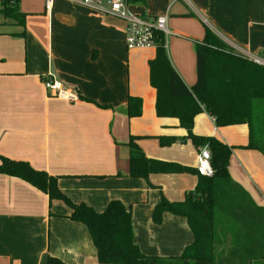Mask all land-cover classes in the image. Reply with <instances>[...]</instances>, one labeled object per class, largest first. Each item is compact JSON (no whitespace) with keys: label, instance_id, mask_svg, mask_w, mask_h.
I'll use <instances>...</instances> for the list:
<instances>
[{"label":"crops","instance_id":"crops-1","mask_svg":"<svg viewBox=\"0 0 264 264\" xmlns=\"http://www.w3.org/2000/svg\"><path fill=\"white\" fill-rule=\"evenodd\" d=\"M19 7L23 23L0 14V153L57 176L72 201L99 212L111 200H121L132 207L135 240L145 254H181L193 241L187 219L167 212L155 225L151 213L162 197L159 189L171 201L184 200L199 182L197 170L150 175L159 189L129 176L131 135L142 147L146 136L187 135L178 119L156 114L148 74L156 48L129 49L121 17L78 0H55L50 11L43 0H20ZM129 9L168 15L167 52L189 87L197 79L195 44L206 27L264 65V0H144L129 3ZM47 78L73 88L80 99L54 96L45 88ZM130 96L143 99L140 117L127 114ZM193 132L233 148L232 182L220 184L217 193L220 208L232 210L235 219L225 220L218 249L234 246L238 260L245 261L252 253L264 254V213L258 212L264 208V154L242 147L249 141L248 126L219 127L204 111L196 116ZM180 140L175 148L156 144L147 155L196 169L200 150L208 146H196L194 153L183 144L188 140ZM70 213L65 202H50L29 182L0 174V264H47L48 255L67 264H102L87 226L70 219ZM251 261L264 264V258Z\"/></svg>","mask_w":264,"mask_h":264},{"label":"trees","instance_id":"trees-1","mask_svg":"<svg viewBox=\"0 0 264 264\" xmlns=\"http://www.w3.org/2000/svg\"><path fill=\"white\" fill-rule=\"evenodd\" d=\"M20 0H4L0 14L17 23L24 22L19 7ZM143 2L144 0H127ZM156 54L149 61V80L156 91L155 111L160 118H176L192 142L208 146L212 155L214 175H199L194 190L186 193L181 201H169L165 197L155 205L152 220L160 224L165 213L183 216L193 233V241L179 255L145 254L135 240L133 211L121 200L109 202L99 212L85 202L72 201L58 186V177L33 167L24 160L13 159L0 153V174L19 177L48 194L50 202L61 200L71 209L68 215L73 221L85 224L97 249V259L102 264H252L253 259L264 258L257 252L249 255V261L238 260L239 249H218L225 220L233 221L232 210L220 208L218 186L232 182L229 164L232 147L213 136L193 132L195 118L202 112L211 115L219 127L246 124L248 144L244 148L264 154V65L237 52L209 27L202 41L197 42V79L188 86L173 67L167 52L164 34H156ZM129 118L143 114V99L130 96L127 104ZM131 135L129 147V176L149 180L154 173H194L196 169L175 161H165L145 154ZM160 144L171 145L175 136H159ZM150 185V184H149ZM222 205V204H221ZM228 211V214H226ZM258 212L264 213L259 207ZM239 220H236V222ZM224 222V223H223ZM224 229V228H223ZM221 230V232H220ZM240 231V230H239ZM224 242V241H223ZM222 242V243H223ZM225 253L227 254L225 256ZM47 264H67L62 259L48 255Z\"/></svg>","mask_w":264,"mask_h":264},{"label":"built area","instance_id":"built-area-1","mask_svg":"<svg viewBox=\"0 0 264 264\" xmlns=\"http://www.w3.org/2000/svg\"><path fill=\"white\" fill-rule=\"evenodd\" d=\"M4 0H0V7ZM46 11H50L55 0H43ZM88 8L101 13H111L121 17L126 23V43L129 49L157 48L156 34H164L166 40L171 33L168 24V15L145 16L132 12L127 0H78ZM250 60L262 64V60L256 56H246ZM263 65V64H262ZM45 88L54 96L76 102L80 99L79 94L63 82L47 78L44 82ZM212 155L208 147L202 148L198 155L197 173L202 176L212 177L214 168L212 166Z\"/></svg>","mask_w":264,"mask_h":264},{"label":"rangeland","instance_id":"rangeland-1","mask_svg":"<svg viewBox=\"0 0 264 264\" xmlns=\"http://www.w3.org/2000/svg\"><path fill=\"white\" fill-rule=\"evenodd\" d=\"M2 17V16H1ZM3 18V17H2ZM7 19H10V17H7ZM149 74V73H148ZM149 82H150V80H149ZM149 85H150V83H149ZM151 86V85H150ZM201 128L202 129H206V125H202L201 126ZM195 132V131H194ZM206 136V135H205ZM146 138H148V139H144V140H146V141H143V147H142V149L144 150V152H145V154L147 155H149V154H151L152 153V148H153V146L155 147V146H157V145H161L160 144V139H159V135H156V136H146ZM151 139H154V140H151ZM180 139H184V140H188L186 143H183L184 145H187V146H190L192 149H193V151H194V153H196L197 152V147H196V145L192 142V140H190L189 138H187V137H185V136H178L177 137V141L175 142V143H173V144H171V145H167V146H163V145H161V146H163V147H171V146H174V148L177 146V145H181L182 143L180 142L181 140ZM190 140V141H189ZM153 141H155V142H157V143H155V142H153ZM157 144V145H156ZM160 146V148H163V147H161ZM161 151H163V153H165L164 152V149H161ZM147 155V156H148ZM150 157V156H149ZM153 158H155V157H153ZM157 159H160V158H157ZM187 159H191V156H188V158ZM161 160H163V159H161ZM165 161H169V160H165ZM175 162H178V161H175ZM178 163H180V164H183V165H187V166H189V167H193L191 164H184V163H181V162H178ZM197 163H198V157H197ZM196 167H197V165H196ZM154 174H158V173H154ZM184 174V173H183ZM185 174H187V173H185ZM189 174V173H188ZM152 175V174H151ZM148 182H149V184H150V186H151V188H153V189H159V185H157V184H155V183H153L152 181H150V177H149V180H148ZM159 191H160V193L162 194V197H165L166 199H168L165 195H164V193L162 192V190L161 189H159ZM161 197V198H162ZM161 200V199H160ZM159 200V201H160ZM169 200V199H168ZM158 201V202H159ZM169 201H171V200H169ZM181 201V200H180ZM156 205V204H155ZM155 207V206H154ZM153 210H154V208H153ZM153 210H152V213H151V219H152V214H153ZM153 222V221H152ZM154 223V222H153ZM155 225H157V223H154Z\"/></svg>","mask_w":264,"mask_h":264}]
</instances>
